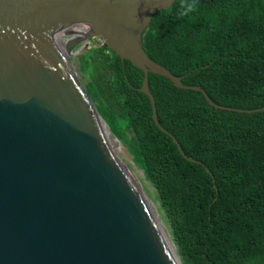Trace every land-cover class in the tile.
Listing matches in <instances>:
<instances>
[{
  "label": "water",
  "instance_id": "water-1",
  "mask_svg": "<svg viewBox=\"0 0 264 264\" xmlns=\"http://www.w3.org/2000/svg\"><path fill=\"white\" fill-rule=\"evenodd\" d=\"M176 1L0 0V264H182L68 61L98 38L139 69L154 124L184 156L158 122L149 73L239 110L185 86L143 50L154 12Z\"/></svg>",
  "mask_w": 264,
  "mask_h": 264
},
{
  "label": "trees",
  "instance_id": "trees-1",
  "mask_svg": "<svg viewBox=\"0 0 264 264\" xmlns=\"http://www.w3.org/2000/svg\"><path fill=\"white\" fill-rule=\"evenodd\" d=\"M184 3L154 12L142 47L239 110L149 73L159 124L203 166L156 127L143 73L105 44L77 56L85 90L153 187L182 264H264V111L245 113L264 107V0H195L181 15Z\"/></svg>",
  "mask_w": 264,
  "mask_h": 264
},
{
  "label": "rangeland",
  "instance_id": "rangeland-1",
  "mask_svg": "<svg viewBox=\"0 0 264 264\" xmlns=\"http://www.w3.org/2000/svg\"><path fill=\"white\" fill-rule=\"evenodd\" d=\"M86 42L88 43V45H87L86 48L82 49V53L81 54L85 53L90 48L101 47V42L102 41L99 40V39H95V40L91 39V40L86 41ZM81 54H78V57ZM78 57L75 56V57H72L71 59H69L68 60L69 61V66H70V69L72 70V72L75 74V76H76L77 80L79 81V83L81 84V86L85 89L84 84L88 81V77H87L86 74H83L80 71V63L78 61ZM114 141H115V143L117 145V148H118V150L120 152L121 157L126 162L128 167L131 169L133 174L136 176L138 181L141 183L143 188L145 190L147 189L146 192L149 194V196L152 198V200L155 202V204H156V206L158 208V203H157V200H156V195L154 193L153 187L151 185H149L145 181L142 172L133 164V156L129 153L127 146L123 142H121V141H119L117 139H114Z\"/></svg>",
  "mask_w": 264,
  "mask_h": 264
},
{
  "label": "clouds",
  "instance_id": "clouds-1",
  "mask_svg": "<svg viewBox=\"0 0 264 264\" xmlns=\"http://www.w3.org/2000/svg\"><path fill=\"white\" fill-rule=\"evenodd\" d=\"M183 7V11L181 12V15H187L188 13L192 12L195 10L196 8V3L195 0H192V2H187V0H185V3L182 5ZM98 39V38H95ZM93 40V39H92ZM100 40V39H99ZM102 41V40H101ZM84 44H81V46H83ZM104 45V42H101V46ZM75 57V56H73ZM72 58V57H71ZM70 58V59H71Z\"/></svg>",
  "mask_w": 264,
  "mask_h": 264
},
{
  "label": "bare ground",
  "instance_id": "bare-ground-1",
  "mask_svg": "<svg viewBox=\"0 0 264 264\" xmlns=\"http://www.w3.org/2000/svg\"><path fill=\"white\" fill-rule=\"evenodd\" d=\"M89 35V32H88V29H87V31H86V34L82 37V38H85L86 36H88ZM167 229V228H166ZM168 231V230H167ZM169 233V232H168ZM170 235V234H169ZM171 238V237H170ZM172 240V239H171ZM175 247V246H174ZM176 249V248H175ZM178 254V253H177ZM181 261V260H180Z\"/></svg>",
  "mask_w": 264,
  "mask_h": 264
}]
</instances>
